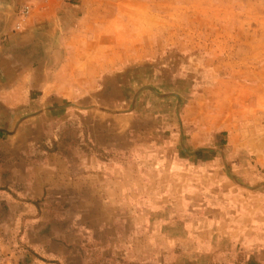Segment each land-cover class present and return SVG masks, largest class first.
Segmentation results:
<instances>
[{
    "label": "rangeland",
    "instance_id": "obj_1",
    "mask_svg": "<svg viewBox=\"0 0 264 264\" xmlns=\"http://www.w3.org/2000/svg\"><path fill=\"white\" fill-rule=\"evenodd\" d=\"M140 1L136 51L93 91L0 119L1 176L51 158L71 179L38 199L50 243L24 264H264V0Z\"/></svg>",
    "mask_w": 264,
    "mask_h": 264
},
{
    "label": "crops",
    "instance_id": "obj_2",
    "mask_svg": "<svg viewBox=\"0 0 264 264\" xmlns=\"http://www.w3.org/2000/svg\"><path fill=\"white\" fill-rule=\"evenodd\" d=\"M26 3L31 6L30 13L21 23L20 31H16L20 22L17 12ZM126 4L132 8L129 13L132 20L126 17ZM143 6L140 0H2L0 119L17 118L14 111L29 110L30 103L43 111L41 115L48 114L55 110L54 103L70 97L78 85L85 93L93 91L97 77L122 60L115 57L110 64L109 50L136 51L134 42L126 47L122 40L142 37L136 27L133 32L127 31L140 18ZM150 31L155 33L156 29ZM262 75L254 86H264ZM34 95L37 98L31 99ZM32 116L24 113L18 117L28 120ZM14 127L0 126V144L6 143L5 138L18 136V128ZM31 129L27 131H36ZM230 131L238 133L236 129ZM26 141L33 144L34 139ZM59 164L51 158L36 163L20 161L10 174L0 175V249L7 256V264H24L29 260L31 246L35 251L49 245L50 235L35 240L31 232L45 229L43 223L39 224L42 210L38 211V199L52 193L57 183L71 182L66 167Z\"/></svg>",
    "mask_w": 264,
    "mask_h": 264
},
{
    "label": "built area",
    "instance_id": "obj_3",
    "mask_svg": "<svg viewBox=\"0 0 264 264\" xmlns=\"http://www.w3.org/2000/svg\"><path fill=\"white\" fill-rule=\"evenodd\" d=\"M2 0H0V4H1ZM30 10H31V6H24L19 12H18V15H19V19H20V22L17 24L16 28L19 29L20 28V25L21 23L24 21V19H26V17L29 15L30 13ZM0 264H4V259H3V256L2 254L0 253Z\"/></svg>",
    "mask_w": 264,
    "mask_h": 264
},
{
    "label": "trees",
    "instance_id": "obj_4",
    "mask_svg": "<svg viewBox=\"0 0 264 264\" xmlns=\"http://www.w3.org/2000/svg\"><path fill=\"white\" fill-rule=\"evenodd\" d=\"M201 152H202V151H197V152L195 153V155L198 156V155L201 154ZM247 263H248V264H251L252 262H251V260H249Z\"/></svg>",
    "mask_w": 264,
    "mask_h": 264
}]
</instances>
